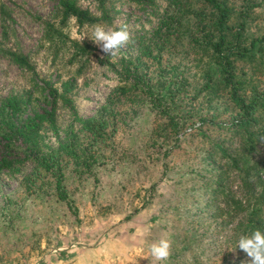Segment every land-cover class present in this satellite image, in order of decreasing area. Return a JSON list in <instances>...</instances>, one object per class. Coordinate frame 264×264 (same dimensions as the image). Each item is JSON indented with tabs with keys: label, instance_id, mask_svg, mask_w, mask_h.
Masks as SVG:
<instances>
[{
	"label": "rangeland",
	"instance_id": "374dc122",
	"mask_svg": "<svg viewBox=\"0 0 264 264\" xmlns=\"http://www.w3.org/2000/svg\"><path fill=\"white\" fill-rule=\"evenodd\" d=\"M74 1L99 15L96 0ZM254 1L259 4L256 21L261 23L264 0ZM0 5L7 13L5 28L0 19V99L31 90L37 97L29 72L5 55L6 50L19 52L38 77L54 81L57 87L72 82L66 96L80 118H92L104 124L105 131H114L103 139L90 138L58 102V133L44 132L42 150L59 153L57 143L70 142L73 133L76 149L93 154L95 161L86 171L61 154L66 203L46 185L40 190L36 185L34 194L25 191L23 177L33 168L30 161L0 172V264H157L150 246L162 238L169 239L172 248L169 259L160 264H250L236 244L253 200L237 172L230 174L225 202L211 197L207 206L204 181L212 172L209 163L214 164L219 154L207 156V140L193 132L158 137L160 130L155 134V128L162 127L164 118L146 106L143 97L116 98L113 92L125 82L121 67L148 41L166 0H104L109 19L80 27L72 18L58 23L56 0H0ZM121 24L128 26L134 43L115 57L106 56L91 40L93 29L102 25L112 30ZM72 40L90 45L91 53L75 55ZM185 41L183 36L175 46L165 48L161 60L166 80L179 83L186 97L174 101L173 115L178 113L180 123L185 119L181 128L203 117L227 121L214 98L199 94L188 102L199 75L189 61ZM141 63L155 81V64L147 58ZM206 133L212 140L220 138L211 126ZM233 136L224 142L228 151L238 148V137ZM255 155L264 159V147ZM260 166L264 173V164ZM260 176L264 179V174ZM253 181L254 177L249 182ZM232 197L242 199L238 210L228 203Z\"/></svg>",
	"mask_w": 264,
	"mask_h": 264
},
{
	"label": "trees",
	"instance_id": "16d2710c",
	"mask_svg": "<svg viewBox=\"0 0 264 264\" xmlns=\"http://www.w3.org/2000/svg\"><path fill=\"white\" fill-rule=\"evenodd\" d=\"M96 1L99 15L78 6L74 0H56L60 11L58 23L63 24L72 18L80 27L108 20L104 0ZM256 8H259V4L254 0H166L165 10L159 15L157 26L148 41L139 47V54L130 63L121 67L124 84L113 90L116 98L143 97V103L164 118L162 127L155 128V134L160 130L158 137L165 139V136L173 133L177 138L181 133L187 135L193 132L207 140V156L219 154L214 164L206 161L211 164H208V170L212 169L210 179L204 181L207 206L210 205L211 197L217 199L219 196L225 202L230 174L237 172L247 195L253 200L244 217L242 235H249L256 228L264 231V179L260 176L264 174L260 171L264 159L255 155L259 147H264V17L260 19L261 23L256 21L259 15ZM5 9L0 5L3 28L7 17ZM183 36L189 61L199 75L188 102L199 94L207 100L214 98L228 115L227 121L215 122L203 117L181 128L185 119L180 123L178 113L173 115L174 101L186 97L179 83L166 80L162 74L161 60L164 49L175 46ZM71 44L75 55L87 56L91 53L90 45L85 42L72 40ZM5 55L29 72L31 89L35 90L37 97H32L31 90L0 99V172L13 164L30 161L33 168L23 177L25 191L34 194L35 190L46 185L58 200L69 202L63 185L61 154L86 171L90 170L95 157L76 149V136L73 133L68 137L70 142L57 143L59 153L42 150L45 146L44 132L49 130L52 134L58 133V102L90 138L103 139L114 131H105V125L99 121L77 115L71 99L66 96L72 88L71 81H63L57 87L54 81L38 77L25 55L10 50H6ZM141 58H147L155 64V81L148 75L149 67L141 65ZM209 126L217 131L219 139H210L206 133ZM234 134L238 137V148L228 151L224 142L234 137ZM252 177L255 181L251 183ZM255 186L260 189L256 191ZM228 203L238 210L242 199L232 197Z\"/></svg>",
	"mask_w": 264,
	"mask_h": 264
},
{
	"label": "clouds",
	"instance_id": "9594fccd",
	"mask_svg": "<svg viewBox=\"0 0 264 264\" xmlns=\"http://www.w3.org/2000/svg\"><path fill=\"white\" fill-rule=\"evenodd\" d=\"M91 40L109 57L117 56L123 48L130 43H134L132 34L126 24H121L117 29L112 30H105L102 25H96L93 29ZM237 246L246 253L250 264H264V231L256 228L249 235L240 236ZM171 248V241L162 238L158 242L151 244L150 255L157 264H160V262L169 259Z\"/></svg>",
	"mask_w": 264,
	"mask_h": 264
}]
</instances>
